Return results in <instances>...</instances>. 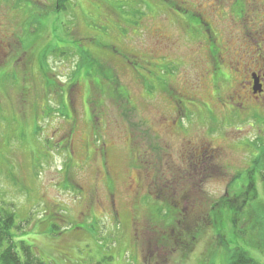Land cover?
<instances>
[{
	"label": "rangeland",
	"instance_id": "374dc122",
	"mask_svg": "<svg viewBox=\"0 0 264 264\" xmlns=\"http://www.w3.org/2000/svg\"><path fill=\"white\" fill-rule=\"evenodd\" d=\"M35 1L48 8L53 0ZM103 1L70 0L64 13L50 10L36 35L23 31V6L13 12L0 1V207L14 214L16 239H32L49 264H196L205 250L207 256L221 251L205 208L249 165L251 142L264 143V126L237 122L230 113L236 98L227 97L248 96L264 117V90L262 105L245 93L255 69L241 65L260 53L251 42L259 40V20L250 21L249 33L245 15L215 19L218 29L229 23L220 44L245 42L225 56L219 45L218 58L231 62L214 69L200 44L204 36L181 30L180 14L195 10L196 0H112L113 10ZM58 35L82 46L96 38L109 45L96 53L101 83L84 70L72 82L79 56L51 53L60 47ZM30 37L35 46L26 42ZM43 49L50 86L39 70ZM159 60L174 61L169 66L176 71L166 91L152 80L149 93L141 74L150 77L149 62ZM220 71L229 81L217 90ZM242 78L245 83L236 80ZM62 105L67 117L57 110ZM8 117L15 121L5 124ZM256 187L262 197L264 181ZM155 204L170 206L174 219L151 220ZM182 213L187 220L180 227L197 232L189 250L181 249L185 231L176 234L174 225Z\"/></svg>",
	"mask_w": 264,
	"mask_h": 264
},
{
	"label": "trees",
	"instance_id": "16d2710c",
	"mask_svg": "<svg viewBox=\"0 0 264 264\" xmlns=\"http://www.w3.org/2000/svg\"><path fill=\"white\" fill-rule=\"evenodd\" d=\"M0 1H3L4 4L5 2L9 3L10 10L13 12H20L17 11L18 8L21 6L24 7L22 10L23 31L26 34H29V32L31 33V31L35 30V33H32V35H36L38 31L43 30L44 26L47 25L45 22L43 23L42 20H46L50 14V10L53 11L54 14H59L64 13L70 6V0H53L48 8H46V5H43V8H41V4L35 0V2L32 0ZM103 2L108 3V8L113 10V8H110V6L114 5L112 0H104ZM134 12L135 11L131 12V15ZM28 30L29 32H27ZM101 30H105V27ZM121 31L123 32V30ZM57 38L60 42V47H55L52 49L51 53H54L55 51H66L79 56V62L76 63V70L72 75V82L77 81L74 77L80 76L82 74V71L80 70H84V73L88 76H90V73L93 74L92 76L96 80V83H101V79H98L100 75L98 66L100 63L97 61L100 53H96L100 50H104L103 48H106L109 45L104 43L102 40H97V38L95 39V42H92V46H82L79 42L74 43L75 40H71L70 43L68 42L70 35L68 38L58 35ZM26 42L29 43V46H35L36 37H30ZM24 49H28L27 51L31 50L26 47H24ZM208 53L215 61L217 57L221 55L218 46H215L211 51H208ZM48 56L49 53L44 49L40 50L37 54V57L39 59L41 58L39 70L46 86L52 85L53 81L52 78L50 79L47 77L48 72L51 70L45 63ZM172 64H175V62L160 60L158 62H149L151 67L149 66L150 68L148 70L151 76H143V74H141L144 81L147 83L145 87L149 93H152L151 91L154 90V88H152V80H155V82L161 85V88L166 91L170 75L175 73L174 70L176 71V66H169ZM102 75L108 77L110 74L109 72H105ZM146 77L149 78V80ZM214 79H216L214 89L217 90L221 88L220 84L226 85L225 82L229 81L228 77L224 78L222 76V71H220ZM96 83L95 85L97 86ZM237 89L240 90V88ZM238 95H240V93L236 92L234 96V91L229 95L227 93V97L231 96L232 99L236 98L230 108V113L234 114L238 118L237 122L242 123L250 120L253 121L255 125L262 124L264 126V117L260 114V112L256 111V109L260 106L256 107L255 105H251L252 102L251 100H248V96L239 99ZM253 100L258 101V104H263L261 103L262 96L260 95H257V99L254 98ZM201 106L206 107V104L203 103L202 105L201 103ZM57 110L60 115L65 117L68 116V110L65 105L60 106ZM187 111L190 113V108L187 107ZM48 112H50L49 107H47L46 113ZM205 113L210 115V117L213 115V111L210 108ZM254 115L261 117L262 122L259 123L256 118L250 119V117ZM13 121H15L14 117L12 119L8 117L7 120H4V123H12ZM38 130L39 129H36V131ZM256 143L257 142H251L254 147V150L250 151L251 158L249 165H251V167L247 164L246 167L241 169L237 168L240 170H237L236 174H234L236 176L232 178V182L230 181L228 190L221 196V198L207 207L208 209L205 208V211L208 210L207 223L209 225V229L211 230L210 237L218 236L219 241L217 243V247H219L221 251L207 256L205 250L196 264L205 263L207 260L209 261V258L214 259V261H216L215 264H264L263 259L260 257V255L264 257V194L262 197L259 196V194H257L258 191L256 187L259 179L264 181V143L260 141V148L255 146ZM252 167L259 168L260 170L254 172ZM231 184L233 186H231ZM153 209L156 212L155 214H151L149 217L156 223H158V221H163V224H165L174 219L175 212H173V209L171 211L170 206L165 207L161 204H155ZM157 214L159 217L156 216ZM186 220L187 219H184V214L182 213L180 219H177V222L174 223V225L176 224L177 226L176 234L181 230L185 231L182 235L185 236L186 239L180 240L182 243V245H180L181 249H186L189 245H192L193 241H189V237L194 239V234H197L196 230L191 229V227H185V230L183 227H180L181 223H186ZM54 227V224L50 225L49 231L53 232ZM14 229V214L5 211V208L0 207V264H49V262H45L37 255L33 247L35 244L32 242V239L27 241V238L24 235L25 233L23 234V236H25L24 238L16 239L13 232ZM213 233H215V235ZM103 245H106V243ZM187 250H189V248Z\"/></svg>",
	"mask_w": 264,
	"mask_h": 264
},
{
	"label": "flooded vegetation",
	"instance_id": "af4514ba",
	"mask_svg": "<svg viewBox=\"0 0 264 264\" xmlns=\"http://www.w3.org/2000/svg\"><path fill=\"white\" fill-rule=\"evenodd\" d=\"M195 5L197 10H190L188 8L186 10L184 9V14H180V26L181 30L185 33H199L201 36H204V41H200V44H202L203 42L205 43L204 45L206 53H208V51H211L215 46L219 47L220 45L222 52L225 51V56V54L229 53L228 50L230 51L236 46L237 48L242 47V44L245 42L242 41L240 43V46L239 43L235 44V42H230L229 45H226L227 43L220 44L218 42V39L221 38L222 31H225L227 29L226 26L229 23H227L224 29L223 27L221 29H218L217 27L220 24H216L215 19L235 20V17L243 18V15H245L249 24V26L246 27L245 32L248 31L249 33L250 30L248 29L249 27L251 28L250 21L259 20L258 28L256 29L257 31H259V40L253 39V41L251 42L254 43V45L257 47V51L259 50L260 53L257 58L241 62V65L246 64V66H249L251 69H255V71H252L247 76V79L249 81V91H245V93L253 95L254 98L257 99L256 95H260L264 90V44L261 45V41L264 40V0H196ZM251 15L253 16L250 17ZM232 54L236 56V53ZM208 56L210 57L209 53ZM225 61L226 60L219 59L217 57L216 61L214 60V63L208 66L214 69H220L221 66L228 65L229 62H231L230 60H228L229 62H227L228 64H226ZM217 62H219L220 64L222 63V65L219 66ZM222 76L226 78L224 73H222ZM244 79L246 78L238 79L237 81H242L243 83H245L246 81ZM253 83H256L258 86V90L256 88L257 86L255 87V90L258 91L256 92V95H254L255 93L252 90V86L254 87ZM238 98H242V94L238 95Z\"/></svg>",
	"mask_w": 264,
	"mask_h": 264
}]
</instances>
